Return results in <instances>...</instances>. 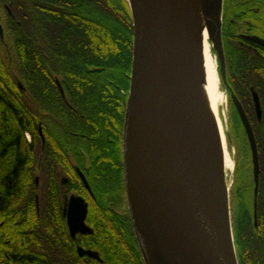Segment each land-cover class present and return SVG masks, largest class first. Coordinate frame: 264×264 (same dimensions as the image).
Wrapping results in <instances>:
<instances>
[{
  "label": "trees",
  "instance_id": "obj_1",
  "mask_svg": "<svg viewBox=\"0 0 264 264\" xmlns=\"http://www.w3.org/2000/svg\"><path fill=\"white\" fill-rule=\"evenodd\" d=\"M2 1L11 14L6 13L4 34H0V169H11L0 174V219L10 214L9 208L17 204L21 186L26 184L28 172L22 173L26 153L45 151L47 167L54 168L57 154L71 152L94 188L113 194L115 189L109 192L107 184L120 183L116 195L120 194L121 135L133 40L127 0ZM237 3L248 11L258 9V16L264 18V0H226L228 8ZM250 25L248 19L244 28L249 30ZM229 26L223 28L226 86L251 123L260 166L258 182L253 181L251 189L245 186L238 196L237 212L232 210L234 246L238 264H264V49L239 46L231 21ZM251 87L260 100V119ZM26 131L39 138L27 143ZM63 160L67 161L65 156ZM29 167L33 186L34 161ZM47 193V205L57 206L60 197L54 186ZM27 205L28 215L37 216L32 194ZM123 240L117 236L111 243L116 258L123 260L128 254L127 263L135 264L130 242Z\"/></svg>",
  "mask_w": 264,
  "mask_h": 264
},
{
  "label": "water",
  "instance_id": "obj_2",
  "mask_svg": "<svg viewBox=\"0 0 264 264\" xmlns=\"http://www.w3.org/2000/svg\"><path fill=\"white\" fill-rule=\"evenodd\" d=\"M187 1L127 0L133 26L122 130L127 206L144 264H238L230 213L231 235L212 197L195 138L178 108L184 104L198 123L196 85L188 77L196 45ZM196 1L223 65V0ZM220 76L227 85L222 66ZM230 97L248 141L257 183L260 170L253 130L236 95L230 92ZM251 97L260 119V100L253 89ZM82 179L88 187L83 175ZM85 209L81 198L71 199L68 222L79 231L85 230Z\"/></svg>",
  "mask_w": 264,
  "mask_h": 264
},
{
  "label": "flooded vegetation",
  "instance_id": "obj_3",
  "mask_svg": "<svg viewBox=\"0 0 264 264\" xmlns=\"http://www.w3.org/2000/svg\"><path fill=\"white\" fill-rule=\"evenodd\" d=\"M238 4L240 3H237L236 7L231 6L228 8L226 0H223V44V28L229 29L231 27L229 21H231L235 27V35L239 37L234 41L239 46L248 49H256L257 47L264 49L261 44L264 41L263 16H258V11L256 12L258 9L256 8L248 11L246 7ZM1 8L6 13L11 14L8 4L2 0L0 1ZM247 14H249L248 17H244ZM248 19L252 25H250L251 29L246 30L244 26L245 23H248ZM1 25L4 28L3 22H1ZM249 38H253L255 41ZM227 89L232 92L231 87ZM251 91L252 87L250 93ZM38 132L41 135L40 128ZM26 134L30 136V139H27ZM24 138L27 143H33V135L30 131L24 133ZM64 156L67 159L66 162L63 160ZM57 157L54 168H52L47 167V153L45 151L25 154L22 173L28 172L27 175L30 176L31 169L29 165L31 162L34 161L35 164L37 161L38 165L35 169L39 172V176L37 177L36 173L34 174L33 186L29 183V176L25 177L26 184L24 183L21 186V196L17 200V204L9 208V215L0 219V264H125L124 259L116 258L115 247L111 245L117 236L124 237V242H126V239L130 242L129 248L133 251L131 261H134L135 264H144L127 206L123 163L121 162L122 190L120 194L116 195L117 186L120 183L113 186V189H115L113 194H108V191L94 188L91 177L87 175L84 166L80 167L75 162L71 152L65 155L59 153ZM10 169H0V172H2L0 174L8 173ZM81 174L85 178L88 187H86ZM49 186H54L57 195L60 197L57 206L49 207L47 205L50 201L46 199L49 197L47 193ZM30 192L37 212L35 217L28 215L29 205L27 203L30 202ZM109 192L112 193L113 190ZM76 197L83 200L86 208L83 221L85 230L83 231L77 230L75 226H70L68 222L69 204L71 199ZM8 204H12V202L8 201ZM102 207H104V210ZM52 208L54 210H51ZM31 218L34 220L32 221ZM253 222L254 225L257 224L256 208L253 211ZM123 248L126 247L123 246Z\"/></svg>",
  "mask_w": 264,
  "mask_h": 264
},
{
  "label": "bare ground",
  "instance_id": "obj_4",
  "mask_svg": "<svg viewBox=\"0 0 264 264\" xmlns=\"http://www.w3.org/2000/svg\"><path fill=\"white\" fill-rule=\"evenodd\" d=\"M187 8L189 28L196 45L188 77L196 85L200 116L198 123H194L184 104H178V108L180 106L183 121L195 138L200 163L209 181L212 197L226 220L231 235L229 186L226 179L233 170L234 160L227 148L223 122L218 113L219 107L225 102V95L219 89L217 61L212 54V50H216L217 47L199 3L196 0H188ZM222 178L224 182L221 181Z\"/></svg>",
  "mask_w": 264,
  "mask_h": 264
},
{
  "label": "rangeland",
  "instance_id": "obj_5",
  "mask_svg": "<svg viewBox=\"0 0 264 264\" xmlns=\"http://www.w3.org/2000/svg\"><path fill=\"white\" fill-rule=\"evenodd\" d=\"M6 11L4 9H0V34H4L2 31L1 22L5 20ZM223 42V41H222ZM223 52H224V44H223ZM212 54L215 57L217 64V74L219 79V89L225 95V102L222 106L219 107L218 113L219 116L221 115V121L223 122V129H224V136L226 139L227 148L233 157L234 166L232 172L228 174L226 179V183L229 186V208H230V219L232 222V213L233 209L237 212L238 207L237 204L239 203V195L240 192L243 190L245 191V186L248 189H251L253 186V171H252V163H251V156H250V149L248 145V141L242 127V124L239 120L238 114L235 110L233 102L230 97L229 90L227 89L226 85L222 82L220 72L221 66L226 73V80L228 77V68L225 58L224 52V60L223 65L220 63L219 55L216 50H212ZM224 112V113H223ZM123 130V125H122ZM27 139H30V136L26 134ZM122 137V135H121ZM35 138H39L36 136ZM35 138L33 136V142H35ZM37 140V139H36ZM121 146H122V138H121ZM108 148L106 150V154L108 153ZM122 152V149H121ZM122 155V154H121ZM39 156V155H38ZM35 165H38L35 163ZM3 169V168H2ZM39 172L36 171V176L38 177ZM110 182V181H109ZM106 190L112 191V183H108ZM233 229V227H232ZM128 254L124 256L125 264L130 260H128ZM238 261V260H237Z\"/></svg>",
  "mask_w": 264,
  "mask_h": 264
}]
</instances>
